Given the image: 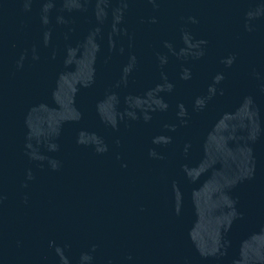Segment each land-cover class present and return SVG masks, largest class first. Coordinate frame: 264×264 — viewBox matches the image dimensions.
Wrapping results in <instances>:
<instances>
[{"label":"water","instance_id":"95a60500","mask_svg":"<svg viewBox=\"0 0 264 264\" xmlns=\"http://www.w3.org/2000/svg\"><path fill=\"white\" fill-rule=\"evenodd\" d=\"M0 264H264V0H0Z\"/></svg>","mask_w":264,"mask_h":264}]
</instances>
